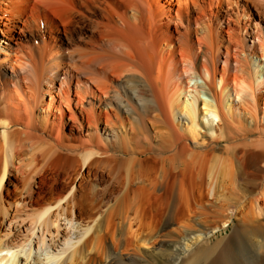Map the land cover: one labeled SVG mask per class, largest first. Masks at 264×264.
Masks as SVG:
<instances>
[{
    "label": "bare ground",
    "instance_id": "bare-ground-1",
    "mask_svg": "<svg viewBox=\"0 0 264 264\" xmlns=\"http://www.w3.org/2000/svg\"><path fill=\"white\" fill-rule=\"evenodd\" d=\"M6 225L0 264H264V0H0Z\"/></svg>",
    "mask_w": 264,
    "mask_h": 264
},
{
    "label": "rangeland",
    "instance_id": "rangeland-1",
    "mask_svg": "<svg viewBox=\"0 0 264 264\" xmlns=\"http://www.w3.org/2000/svg\"><path fill=\"white\" fill-rule=\"evenodd\" d=\"M181 120L184 122L186 121V119L184 117H180V122ZM184 126V123H183ZM204 129L209 133V129L207 127H204ZM114 132V131H113ZM118 130L115 131L114 133L110 132V137L113 136L115 138L116 134H117ZM113 134V135H112ZM213 192L210 193V195L208 196L209 199H213ZM59 224H60V229H64L65 227L69 226L67 225V219L64 216H61L59 219ZM73 229H71L70 231V238L72 239L70 242L65 243L63 241L62 237H58L53 239V237L51 238V236L49 235V233L45 232L44 233V244L41 246L40 251H46V252H54L57 253L60 257L62 256V258H66L69 255V252L71 251L72 248L71 244L73 242H75L76 240H78L80 238L81 233L84 231V229L87 227V223L86 222H73ZM28 226L29 223L27 221L24 222V224H19V226L17 227H11L10 228V232L9 234H11L10 236H14V238L16 240L19 241H23V239L21 240V236H24V234L26 233V230L28 231ZM8 226L6 225L5 229L0 232V238H2L3 234H7L8 233ZM169 230V229H168ZM55 231V228H53V232ZM36 234H33L25 243L27 245V247H32L34 248V245L36 244L37 240H38V235L40 234L39 231L37 230V228L35 229ZM62 232V230H61ZM199 232V231H198ZM231 232V226H228L226 229H221L220 231H218L217 235L220 236L221 238L223 237H227ZM187 233V237L189 238L190 236H193L195 233L197 232H186ZM42 237V236H41ZM212 240H216V238H211ZM184 240L185 239H181V243L184 244ZM146 249L141 252V256L142 258L146 261L144 262H138V264H166L167 258H178V253L172 255V257H170L169 252H172V250L175 249H181L180 245L177 243H166L163 245L162 249L163 252H159L158 250L151 248L149 246L145 247ZM158 248V246H157ZM34 251V250H33ZM212 256V255H211ZM81 260H79L76 264H79Z\"/></svg>",
    "mask_w": 264,
    "mask_h": 264
}]
</instances>
